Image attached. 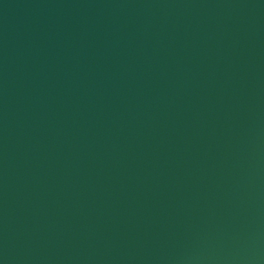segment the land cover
I'll list each match as a JSON object with an SVG mask.
<instances>
[{
	"label": "water",
	"instance_id": "95a60500",
	"mask_svg": "<svg viewBox=\"0 0 264 264\" xmlns=\"http://www.w3.org/2000/svg\"><path fill=\"white\" fill-rule=\"evenodd\" d=\"M0 264H264V0H0Z\"/></svg>",
	"mask_w": 264,
	"mask_h": 264
}]
</instances>
